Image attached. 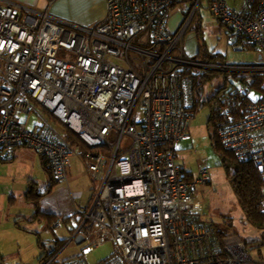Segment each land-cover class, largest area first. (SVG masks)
<instances>
[{"label": "built area", "instance_id": "obj_1", "mask_svg": "<svg viewBox=\"0 0 264 264\" xmlns=\"http://www.w3.org/2000/svg\"><path fill=\"white\" fill-rule=\"evenodd\" d=\"M187 1L106 0L104 18L86 30L47 9L0 7V158L29 148L56 183L67 181L68 159L81 158L92 196L70 217L71 241L93 224L98 236L84 241V254L107 241L113 246L97 264H264L238 234L196 213L195 190L211 182L210 170L192 174L176 161L203 95L188 70L264 73V0L206 1L226 34L255 48L253 65L187 57L182 39L202 0H193L175 31L167 28L173 9ZM248 92L243 85L232 91ZM228 95L209 103L211 122L222 148L258 169L264 213V95L239 111ZM30 116L37 119L31 129ZM64 130L105 150L79 152Z\"/></svg>", "mask_w": 264, "mask_h": 264}, {"label": "crops", "instance_id": "obj_2", "mask_svg": "<svg viewBox=\"0 0 264 264\" xmlns=\"http://www.w3.org/2000/svg\"><path fill=\"white\" fill-rule=\"evenodd\" d=\"M10 5L19 7L22 11L47 9L51 17L83 30L95 26L106 13V0H0V7ZM174 11H178V26L182 19L180 6L175 7ZM177 26L173 30L170 29L171 32L175 31ZM236 50L240 51L238 47ZM248 52L255 53L257 59L239 62L257 63L259 54L255 51ZM67 173L66 182H53L41 159L27 148L15 149L11 160L0 158V264H43L41 252L44 250L48 254L56 250L50 261L56 259L59 264H76V261L77 264H87L85 256L93 251L92 249L84 254V241L88 240L89 231L83 228L80 234L84 239L76 243L71 241L74 225L64 221H68L79 208L89 205L93 182L83 169L78 155L68 159ZM83 174L86 175L85 178L82 177ZM30 190L41 194L40 212L43 215L55 216L58 219L56 223L51 226L32 223L35 209L26 199ZM196 213L199 214L197 211ZM51 228H57L62 235L66 233L69 239H65V235H54L53 240L45 245L42 233ZM93 229H90V232ZM40 242L44 249L40 247ZM70 244H75L80 249L73 256L60 259L65 247ZM82 256L84 259L80 261Z\"/></svg>", "mask_w": 264, "mask_h": 264}, {"label": "rangeland", "instance_id": "obj_3", "mask_svg": "<svg viewBox=\"0 0 264 264\" xmlns=\"http://www.w3.org/2000/svg\"><path fill=\"white\" fill-rule=\"evenodd\" d=\"M200 8L203 22L201 37L198 36L193 26H191V28L185 32L182 39V46L187 57H196L199 43H201L208 51L224 54L230 62H237L239 60L251 62L257 59L255 53L237 51L235 47L233 48L231 46L229 37L226 35V30H224L211 16L206 8L205 0L202 1ZM177 14L178 11L171 13L167 26L169 31L177 26L179 20ZM227 79L228 85H231L230 83L233 82V80L230 74L227 75ZM223 81L224 76L219 73H214L212 78H209V81L204 86L203 101H210L213 97V93L222 86ZM250 98L255 101L257 100V95L251 93ZM209 111V107L207 106L201 107L196 111L195 118L190 128L191 139L188 141H181L178 144L176 161L193 174L201 167H206L210 170V184L196 187L195 202L198 207H196L195 210L202 215L204 219L211 221L219 230H226L229 234H238L241 239L248 244V251L253 261L259 262L264 259V246H262L261 243L264 238V229H257L243 219L231 185L226 178L225 170L221 165V159L215 154L210 144L206 127ZM36 121V117L30 116L28 128H33ZM85 176V174L82 175L83 178H85ZM97 230V228H94L91 232L87 233V239L91 243L95 242ZM59 231L57 228H51L42 233L44 238L43 243L46 245L48 241L53 240V237H55L54 235H65V239H69L66 233L62 235L61 231L60 233ZM79 249L80 248L75 244H70V246L67 245L60 259L73 256ZM112 252L113 246L107 241L102 246L93 248V251L85 256L86 262L87 264H97L107 259ZM42 253L43 251L41 254Z\"/></svg>", "mask_w": 264, "mask_h": 264}, {"label": "trees", "instance_id": "obj_4", "mask_svg": "<svg viewBox=\"0 0 264 264\" xmlns=\"http://www.w3.org/2000/svg\"><path fill=\"white\" fill-rule=\"evenodd\" d=\"M203 1V0H202ZM207 1V0H205ZM232 4V3H231ZM192 5H193V0H188L186 3L179 5L180 10L182 13V16L186 19L191 10H192ZM178 6V7H179ZM200 7L199 9L195 12L191 23L187 30L193 26L195 32L198 34L199 37H201L203 26H202V18H201V13H200ZM217 21V20H216ZM218 22V21H217ZM218 24L225 30L226 28L223 27L219 22ZM192 28V29H193ZM228 32V31H227ZM227 37H229V41L231 43V46L234 48L239 47L241 52H248V51H257L255 48L252 46L247 45L244 42V38L241 35H234L231 32H228ZM232 39L235 41L232 43ZM196 59L200 61H206L208 63H215V64H229V65H253L255 63H245V62H229L226 58V56L222 53L219 52H214V51H208L205 49V47L199 43V49L196 54ZM193 77V86L196 88L199 93L204 91V86L207 84L209 81V78H212V75L214 73H219L222 76H224V81L222 86L217 89L213 93V97L210 101H203L202 96L199 97L198 95L195 98V110L197 111L199 108L207 106L209 107V103L212 102L213 99L219 97L223 94L229 93L228 96H234L235 100L232 102L231 108L235 111H239L238 108L241 109L244 103L248 102H255L250 98L251 93H254L257 95V99L260 95H264V73H256V72H229V73H223V72H218L214 70H208V71H200V70H188ZM185 70V72H188ZM230 74L233 82H231V85H228V79L227 75ZM239 85L246 86L249 90L247 96H242V94H236L232 93L235 88H237ZM214 100V102L216 101ZM212 109V106L209 107ZM211 109L209 111V117L207 120V130L209 134V140L210 144L212 146L213 151L215 154L221 159V165L225 170L226 178L229 181L232 191L234 193V196L237 200V203L239 205V208L241 210V213L243 215V219L245 222L253 225L257 229H264V213L260 210V203H261V195H260V188H261V175L256 168V166L252 162H246V163H238L234 156L228 152L225 151L222 146L219 144L217 138H216V133H215V127L212 125L211 122ZM64 135L66 140L70 143V145L74 148H77L79 152H87L91 150H96L100 147L96 148H91L87 146L76 134H74L71 131H66L64 130ZM25 148V147H21ZM29 149V148H27ZM105 150L103 147L100 150ZM33 151V150H32ZM105 152V151H104ZM106 153H108L106 151ZM42 161V160H41ZM44 169L48 172L49 171L45 165V163L42 161ZM191 173V172H190ZM193 174V173H192ZM50 175V174H49ZM51 178V176H50ZM52 180V178H51ZM210 184V183H209ZM41 198V194H36L34 190H30L27 195L26 199L29 203H31L35 209L34 215H33V220L32 223H43L47 226H51L52 224L57 222V218L55 216H50V215H43L40 210H39V200ZM69 224L74 225V229L71 230V233H74V230L76 228V225L70 221V219L67 221ZM86 231L90 232V229L94 228V225L91 223H88L87 225L84 226ZM226 232V230H224ZM41 245V242H40ZM43 249L45 248L44 246H40ZM56 250L51 252V254H48L46 250L42 253L41 261H43V264L47 263L50 261L53 256L55 255ZM49 264H59L56 259H53L52 261L49 262ZM64 264V263H62Z\"/></svg>", "mask_w": 264, "mask_h": 264}, {"label": "water", "instance_id": "obj_5", "mask_svg": "<svg viewBox=\"0 0 264 264\" xmlns=\"http://www.w3.org/2000/svg\"><path fill=\"white\" fill-rule=\"evenodd\" d=\"M235 40L234 39H232V42H234ZM240 48L238 47V50H239ZM83 237L81 236V235H79L74 241L76 242V243H80V242H82L83 241Z\"/></svg>", "mask_w": 264, "mask_h": 264}]
</instances>
